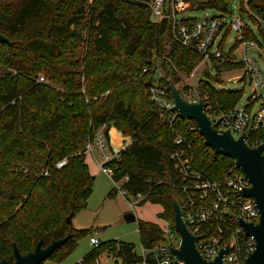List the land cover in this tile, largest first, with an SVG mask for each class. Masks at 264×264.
<instances>
[{
	"label": "trees",
	"instance_id": "obj_1",
	"mask_svg": "<svg viewBox=\"0 0 264 264\" xmlns=\"http://www.w3.org/2000/svg\"><path fill=\"white\" fill-rule=\"evenodd\" d=\"M144 2L150 0H95L92 5L89 0H0V32L13 42L0 44V66L7 71L0 77V260L14 261V244L26 255L40 241L46 247L71 234L52 255L62 261L80 238L90 235L67 219L84 210L93 193L95 178L85 151L103 126L112 152L121 150L107 164L114 180L128 178L123 187L131 195L147 194L139 205H161L160 217L177 240L173 199L181 200V179L171 155L183 151L211 180H222L233 168L234 160L213 157L198 130L191 129L196 122L178 117L169 123L152 101L150 90L159 71L164 73L161 84L170 87L173 78L183 91L181 74L202 57L179 44L171 24L154 20ZM190 2L189 11H229V0ZM247 5L254 23L257 17L264 19V0H248ZM195 20L187 18L190 24ZM246 32L256 40L249 27ZM228 33L220 44L224 59L211 63L215 76L206 71L198 85L214 111L234 108L242 96L212 85L224 70L243 68L226 60L235 58V48L224 51ZM117 38L126 42L120 45ZM41 76L45 83L39 82ZM137 223L142 245L167 242L161 225ZM108 247L124 264L139 260L133 245L115 241L84 258L93 260Z\"/></svg>",
	"mask_w": 264,
	"mask_h": 264
},
{
	"label": "built area",
	"instance_id": "obj_2",
	"mask_svg": "<svg viewBox=\"0 0 264 264\" xmlns=\"http://www.w3.org/2000/svg\"><path fill=\"white\" fill-rule=\"evenodd\" d=\"M145 3L151 11L152 18L158 22L167 21L170 23L178 43L198 53L202 60L208 64L206 70L210 73L214 71L211 64L212 60L224 59L220 44L226 31L229 30L228 35L232 31L236 33L234 55L236 48H239L242 59L238 60L235 55L234 59L226 60L243 66L241 69L243 78L245 77V80L249 82L253 92L244 106L237 104L230 110L217 108V111L207 106L206 111L217 130H230L235 139L245 135L246 142L251 147L263 144L264 40L261 37L256 38V40L245 39L247 26L244 25L243 18L246 16L240 14L230 25L225 23L221 14L220 16L196 19L190 24L184 16L191 8L190 0H152ZM226 42L227 38L224 44ZM146 71L147 69L144 70V72ZM163 77L162 71L155 75L150 90L151 99L162 110L164 119L171 123L179 117V114L171 111L173 107L172 93L170 87L161 84L160 79ZM188 78L192 80L195 75L190 74ZM181 79L184 90L181 91L179 86L177 87L186 100L196 102L202 98L197 86L194 87L189 84L182 75ZM39 82L45 83L46 80L41 76ZM260 99H263V102L257 112L254 113L256 102ZM203 100L205 101V99ZM208 109L211 110V113L208 112ZM195 129L198 130V127L193 128V130ZM105 131L106 126H103L94 134L86 146L85 153L94 159L98 155L102 159L100 162L102 171L110 176L115 184L122 182L119 191L125 197L132 196L136 200V205H139L146 199L147 194L131 195L123 187L128 178L116 182L113 169L107 166L121 150L119 149L117 153L112 152ZM176 142L181 144L182 140L178 139ZM184 156L183 151L175 152L171 155V160L174 162V167L181 179V200L179 201L184 211V220L191 232L198 237V248L208 260L217 258L223 249H227L223 258L225 264H247L246 258L254 250V240L246 236L239 226L238 218L247 222H257L259 218V211L255 202L242 195L243 189L250 186L248 180L235 164L233 168L227 171L222 180H211L192 166L190 157ZM64 164L65 162H62L58 167L61 168ZM163 229L167 233V242H158L153 246L142 245L140 253L134 251L139 259L136 264H184L176 260L170 249V247L177 248L180 239L177 240L172 233H169L167 227H163ZM103 244L99 238L90 233V245L94 249H99ZM110 249L111 251L108 250L105 253L104 259L102 252L99 257L93 260L83 258L76 264H124L119 255L112 248Z\"/></svg>",
	"mask_w": 264,
	"mask_h": 264
},
{
	"label": "rangeland",
	"instance_id": "obj_3",
	"mask_svg": "<svg viewBox=\"0 0 264 264\" xmlns=\"http://www.w3.org/2000/svg\"><path fill=\"white\" fill-rule=\"evenodd\" d=\"M152 1V0H150ZM203 1V0H198ZM248 0H243L242 6L245 10H240L241 0H229L228 14H221L216 9H206L203 11H188L184 15L186 18L201 19L207 16H220L224 18L227 25H230L232 21L239 17L246 16L243 18L245 26L249 27L253 33V36L260 38V30L264 32V19L257 17L258 24L254 23L249 16L253 14L250 7L247 5ZM95 0H89V4H94ZM145 3V2H144ZM97 10H101V4L97 5ZM251 10V11H250ZM245 31V39H250ZM86 35V34H85ZM264 38V37H263ZM120 45L126 41L122 38H117ZM236 33L232 31L228 37L227 42L224 44V51L226 53L233 50L235 47ZM251 40V39H250ZM235 55L238 60L242 59V53L239 48H236ZM78 50V51H77ZM78 56H82L83 46L81 45L76 49ZM207 63L203 60L196 63L193 69L188 73L181 74L183 79L194 87H198L200 81L205 78L207 69ZM219 68V67H218ZM7 71L0 66V77H3ZM212 76H215V71H212ZM190 74H194L195 78L190 79ZM243 78V71L241 69L234 70L233 68L224 70L221 72V80L219 82H213L212 85L217 89H229L234 91H241L242 96L238 102V106H244L250 98L253 90L247 80L240 81ZM264 93V92H263ZM263 99L258 100L254 107L253 112H257ZM163 118L164 114H163ZM193 130V127H191ZM119 154L115 156L116 160ZM86 164L90 170V173L95 178L94 190L88 200L87 207L78 212L73 220L72 225L76 230H90V232L99 238L101 243H108L110 241H118L122 243H128L134 246L135 251L140 253L142 251V242L138 232V223L126 222L124 216L128 212H133L137 220L152 222L167 227L169 229V223L164 222L160 214L163 212V207L158 204L145 203L144 205H136V200L132 196H123L122 192L119 191V187L123 184L122 182L115 184L113 179L102 171L100 162L102 159L97 155L96 159L92 158L91 155H86ZM234 163V161H233ZM118 189V190H117ZM94 248L90 245V235L83 236L79 239L77 248L64 260L57 261L55 257H52L42 264H76L83 260V258L93 250ZM111 251L110 247L103 249V259L107 251Z\"/></svg>",
	"mask_w": 264,
	"mask_h": 264
},
{
	"label": "water",
	"instance_id": "obj_4",
	"mask_svg": "<svg viewBox=\"0 0 264 264\" xmlns=\"http://www.w3.org/2000/svg\"><path fill=\"white\" fill-rule=\"evenodd\" d=\"M0 44L13 45L8 38L0 32ZM169 86L172 93V112H178L179 117L186 121H194L198 132L204 138L205 144L213 151V157H224L234 160L235 166L242 171L249 182V187L243 189L242 195L252 199L259 211L257 222H247L238 218L239 226L246 236L253 238L254 250L246 258L247 264H264V143L257 147H251L245 135L235 139L230 130L219 131L213 126L211 117L206 111L207 104L200 98L196 102L186 100L173 78H169ZM175 230L179 235L180 242L177 248L170 247L172 254L178 262L184 264H225L223 258L227 249H223L220 255L208 260L198 248V237L195 236L184 220V211L178 198L173 199ZM126 222L137 221L133 212L124 216ZM69 217L67 222L70 223ZM72 237L54 240L48 246H43L40 241L36 248L26 255H22L17 245L14 244L15 262L0 260V264H42L50 259L55 251L60 249Z\"/></svg>",
	"mask_w": 264,
	"mask_h": 264
},
{
	"label": "flooded vegetation",
	"instance_id": "obj_5",
	"mask_svg": "<svg viewBox=\"0 0 264 264\" xmlns=\"http://www.w3.org/2000/svg\"><path fill=\"white\" fill-rule=\"evenodd\" d=\"M10 262V261H9ZM15 262V258H14V261L13 262H10V263H14Z\"/></svg>",
	"mask_w": 264,
	"mask_h": 264
}]
</instances>
